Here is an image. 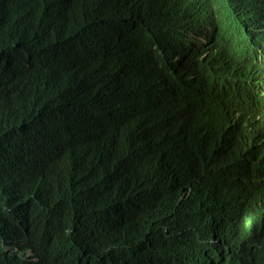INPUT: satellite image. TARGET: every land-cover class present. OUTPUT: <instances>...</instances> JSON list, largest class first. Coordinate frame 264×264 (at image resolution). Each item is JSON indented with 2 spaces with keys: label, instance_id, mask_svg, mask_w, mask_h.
<instances>
[{
  "label": "trees",
  "instance_id": "trees-1",
  "mask_svg": "<svg viewBox=\"0 0 264 264\" xmlns=\"http://www.w3.org/2000/svg\"><path fill=\"white\" fill-rule=\"evenodd\" d=\"M115 4L111 0L108 29L89 34L87 24L74 21L52 30L23 28L17 5L0 13V264H170L182 242L177 264H264V0H169L229 29L209 40L210 55L201 61L173 45L178 61L170 75L179 85L173 101L190 109L189 128L183 132V123L174 130L169 156L148 184L118 178L106 191L86 186L91 181L82 170L71 168L67 143L81 117L71 107L73 84L66 79L50 86L43 69L51 40L59 60L69 64L85 50L142 39V28L125 26L124 9ZM67 42L73 46L63 47ZM58 66L62 72L64 65ZM191 149L204 162L201 178L193 172ZM189 178L204 194L215 197L221 189L219 204L231 212L220 228L202 219L199 229L193 224L163 233L170 195L179 188L173 181ZM206 244L217 245L223 258L203 263L199 250Z\"/></svg>",
  "mask_w": 264,
  "mask_h": 264
},
{
  "label": "clouds",
  "instance_id": "clouds-1",
  "mask_svg": "<svg viewBox=\"0 0 264 264\" xmlns=\"http://www.w3.org/2000/svg\"><path fill=\"white\" fill-rule=\"evenodd\" d=\"M12 5H17L21 27L28 24L41 31L47 25L52 30L57 24L71 25L74 21L87 24L89 34L108 29L113 18L108 12L111 0H0V13ZM115 5L124 9L122 21L125 26L142 28V39L134 40L126 47L113 46L98 53L85 50L80 59L71 60L69 64L59 60V51L53 49L51 40L48 66L43 69L48 85L55 86L58 81L61 84V80L66 79L73 84L68 86L74 88L71 107L74 106L73 110H78L81 117L77 132L75 129L74 136L67 143L72 157L71 168L77 166L82 170L91 181L86 186H102L106 191L117 183L118 178L148 184L159 162L169 156L174 130L183 123V132L189 128L190 109L187 112L184 104L173 101L179 88L170 75V64L178 61L173 55V45L177 43L180 51H188L201 61L210 55L205 52L209 40L229 29L223 21L212 16L188 11L182 6L173 8L169 0H116ZM24 6L28 7L24 9ZM126 8L131 12L127 13ZM83 15L84 21L81 19ZM99 18L101 20L92 24ZM195 24L207 28L201 34L186 30ZM51 30L47 37L53 36ZM150 34L152 38L147 40ZM62 46L73 44L67 42ZM62 64L63 71L59 72L58 65ZM161 102L170 108H158L157 104ZM189 155L194 164L193 172L196 171L201 178L203 160L193 149ZM138 156H141L139 161ZM119 163L123 164L120 174ZM173 184L179 188L170 195L166 208V223L169 224L162 227L163 233L170 228L189 230L193 224L199 229L202 219L218 228L223 226V216L228 217L231 207L219 204L221 189L213 197L196 190L193 178L174 179ZM148 188L155 189L152 184ZM184 238L185 234H181L180 239ZM175 249L178 251L170 264H177V260L183 257V242ZM26 252L31 257V251L24 252V257L30 258L25 256ZM199 252L203 253V263L215 256L223 258L217 245L206 244Z\"/></svg>",
  "mask_w": 264,
  "mask_h": 264
},
{
  "label": "rangeland",
  "instance_id": "rangeland-1",
  "mask_svg": "<svg viewBox=\"0 0 264 264\" xmlns=\"http://www.w3.org/2000/svg\"><path fill=\"white\" fill-rule=\"evenodd\" d=\"M7 250H10V249H7ZM26 251H27V250H26ZM25 256L30 257V253H29V252H26V253H25Z\"/></svg>",
  "mask_w": 264,
  "mask_h": 264
}]
</instances>
